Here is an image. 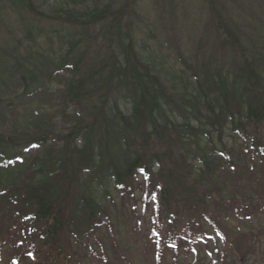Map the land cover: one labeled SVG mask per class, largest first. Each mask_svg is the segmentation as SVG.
Returning a JSON list of instances; mask_svg holds the SVG:
<instances>
[{
  "label": "trees",
  "instance_id": "trees-1",
  "mask_svg": "<svg viewBox=\"0 0 264 264\" xmlns=\"http://www.w3.org/2000/svg\"><path fill=\"white\" fill-rule=\"evenodd\" d=\"M33 1L12 0L40 19L32 16L20 28L24 40L39 47L18 55L0 52L13 63L0 78V91L16 80L24 85L12 97L0 95V112L9 111L19 122L14 117L21 111L20 118L32 123L27 128L34 129L14 136L0 132V173L18 168L11 165L27 142L39 148L22 187L0 188L2 245L15 235L19 241L29 238L31 251L26 243L15 246L29 252L34 264H139L147 257L151 264H176L168 253L156 256L137 244L147 219L134 221L136 206L130 211L125 201L115 205L112 191H126L132 200L136 190L152 199L141 213L154 207L168 232L184 222L196 224L195 231L203 230L206 220L227 226L235 204L250 205L259 188L264 192L263 176L246 175L249 169L264 174L258 163L263 162L259 149L264 150V18L239 13L259 1L198 0L204 27L201 38L189 36L198 56L179 70L152 48L160 42L143 41L151 35L144 24L148 19L136 20L143 10L129 6L134 0H92L93 6L82 8L76 5L85 0H60L52 17L42 15ZM149 1L161 10L159 18L169 17L163 20L167 32L176 24L198 34L197 0H187L182 13L183 0ZM40 45L58 52L55 73L42 75L41 82L30 68L44 57ZM2 64L0 58V75ZM59 70L68 77L55 90V105L73 108L75 119L61 137L46 129L52 122L33 123L39 120L37 108H19L33 105L35 98L42 103L35 97L42 91L43 98L50 97L45 80ZM28 78L35 87L25 83ZM252 244L249 239L243 259Z\"/></svg>",
  "mask_w": 264,
  "mask_h": 264
},
{
  "label": "rangeland",
  "instance_id": "rangeland-1",
  "mask_svg": "<svg viewBox=\"0 0 264 264\" xmlns=\"http://www.w3.org/2000/svg\"><path fill=\"white\" fill-rule=\"evenodd\" d=\"M59 1L60 0H49V1H45L44 0H35L33 3L34 8H36L37 10H40L46 17H52L53 15V10L55 8H57V6L59 5ZM95 2H97L96 0H94ZM92 0H85V4H80L78 3L76 6L82 8V7H90L93 6L95 4V2ZM187 0H183V3L181 5V13L183 11V6L184 3ZM253 5V4H252ZM256 5V4H254ZM129 6L132 8H139V7H144L147 10L148 13V18H146V14L144 12L141 13L142 16H138L136 18V20H145L148 19V27L150 28V33L151 35H148L147 37L145 36L143 41L146 42V44L148 45H153L154 43L157 42V40L160 38L161 36V29L162 32L165 33L168 37V40L170 42L171 48L177 49L178 47L176 45L179 44V47H185L187 46L186 42H187V35L190 34L189 30L186 29V31L183 29L182 31H178L179 28H181L180 25H174L172 27L169 28V32L165 31V24H164V19H167L169 17H166L164 19L159 18V11H161L159 8L157 9L156 3L149 1V0H134L130 2ZM251 6V5H250ZM263 6H264V1H263ZM246 9L244 10H239V13L241 16L243 15H248L249 13V9L247 6H245ZM133 9V8H132ZM131 9V10H132ZM200 5L198 7V0L195 3V7L193 9V15L196 16V19L199 18V22H196V25L198 26V35H200L202 33V27H203V21L200 18V14L203 15L204 12H200ZM34 19L36 18V14L30 13ZM144 15V16H143ZM161 17V16H160ZM30 18L28 12L21 8L18 5V2L16 3V5H14V3L12 2V0H0V52H8L10 51V54H21L22 51L26 52H31V49H37V47H39V45H35L34 43L24 40L23 34H22V30L20 28L24 27L26 20ZM22 20V21H21ZM208 22V21H207ZM209 23V22H208ZM175 33L177 35H181V33H184L186 35L185 41H179L178 38H175ZM197 36V31L195 32V37ZM138 44H141V40H138ZM41 46V45H40ZM146 45H143V47ZM49 47L42 45L41 49H43L45 51L44 57L41 58V63L36 65L35 67L32 66L30 67L32 69V71H36L38 74L36 76V78L39 80V82H41L43 80V77L45 76L46 73H55L54 72V68H56L57 65V61H58V57H53L51 55V53L47 52V49ZM152 48H158L161 53H164L166 56V60L167 63L170 61L171 63H174V61L172 60V58L169 56V58L167 57V53L161 49V47L159 48V46L155 45L152 46ZM57 49V48H54ZM187 50H189V48H187ZM13 52V53H12ZM60 52V51H59ZM58 52H55V55L57 56ZM158 54V53H157ZM8 53H4V54H0V58L3 61L2 64V72L3 74L0 75V78L2 76H5L6 74L4 72H6L8 69L11 68V66H13L12 60L7 57ZM158 56H160V54H158ZM6 57V58H4ZM60 60V58H59ZM24 61V60H23ZM25 62V61H24ZM10 67V68H9ZM44 71V72H42ZM41 76H40V75ZM43 75V77H42ZM68 77V72L67 71H60L59 73L55 74L50 81H47L48 84V88H51L53 90L54 93H52V99L50 100L49 104H45L44 106L41 103H38V101L40 102L39 98H35V99H31V101H34V104L32 102L33 105H26L27 107L24 108H37L39 113L37 114V116L39 117V120L36 119L35 122L33 123H37L40 122V120H42L41 124L43 126L46 125V122H52L49 123L50 126H48L46 129H48V131L50 133H56L58 134L57 137H61V135H63L65 133V130H68V128H70L72 125V121H74L75 119L73 118V114H72V110L73 108H57L56 107V99H54V95L57 94L58 91L55 92L56 88L58 89L59 85L61 87H64L65 84H63L66 80V78ZM25 83H27L28 85L33 83L28 79H26ZM63 84V85H62ZM34 87H35V83H33ZM24 88L23 83H21L19 80H16L15 82L11 83V86L8 87L7 92H3L0 91V95L7 97L8 95L10 97H12L14 95V93H17L18 91H22V89ZM64 89V88H63ZM63 89H59V90H63ZM63 94V93H62ZM30 99V98H29ZM26 101H28L26 99ZM29 102V101H28ZM43 108H47L49 111L44 110ZM63 109V114L61 113V110ZM78 108H75V110H77ZM50 112V113H48ZM52 114V115H51ZM12 115L8 112L3 111L2 113L0 112V132L4 133V135H23V134H27V133H33L34 129L32 128H27L28 126L31 127L30 122H24V119L20 118V116L18 117L19 122L13 120V117H11ZM46 116V118L44 119V117ZM47 117H49L50 119H47ZM66 119V120H65ZM30 150H34L33 147ZM34 155V153L31 154V156ZM27 158V157H26ZM26 166L24 165L23 168L22 167H18L15 168L13 170H8V171H3L2 173H0V186H18L20 184L19 180L23 177V173H24V168ZM127 197V196H125ZM131 202V201H130ZM129 202V205L131 206ZM140 204V202H139ZM113 207L110 206V209ZM236 224V223H235ZM233 224V225H235ZM262 229L260 231L261 235L264 236V226H261ZM133 242H135L134 238L132 240ZM238 243H241L240 240H236ZM142 241L138 242L137 244L140 246L142 245ZM193 247L197 248L201 251H204L202 247H200V245L198 244V241L195 240L193 243ZM207 254H210L209 250H206ZM205 254V252H204ZM206 255V254H205ZM171 256V255H170ZM148 261L145 259V262L142 263L139 260H137V262L139 264H151V259L149 257ZM215 257L214 256H207L206 258L200 259L195 261V255L189 254L188 257H185L184 255L178 257L177 263L176 264H181L180 261H184L187 262L186 264H211L212 261ZM251 261L253 260H258L259 258H252L249 257ZM144 260V259H143ZM195 261V262H194ZM261 263L263 264V262L261 261ZM158 264H165L161 261L158 262ZM168 264H172L171 261H168Z\"/></svg>",
  "mask_w": 264,
  "mask_h": 264
}]
</instances>
